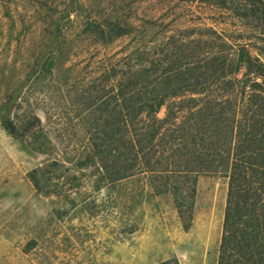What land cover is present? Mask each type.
Masks as SVG:
<instances>
[{
	"label": "rangeland",
	"instance_id": "1",
	"mask_svg": "<svg viewBox=\"0 0 264 264\" xmlns=\"http://www.w3.org/2000/svg\"><path fill=\"white\" fill-rule=\"evenodd\" d=\"M181 56L263 76L264 0H0V264H218L228 178L199 176L186 230L171 192L101 155L132 72ZM36 118L25 141L3 127Z\"/></svg>",
	"mask_w": 264,
	"mask_h": 264
},
{
	"label": "trees",
	"instance_id": "2",
	"mask_svg": "<svg viewBox=\"0 0 264 264\" xmlns=\"http://www.w3.org/2000/svg\"><path fill=\"white\" fill-rule=\"evenodd\" d=\"M111 26L113 37L126 33L118 23ZM184 58L139 66L126 88L119 90L103 141L109 147L101 151L103 160L113 162L108 176L118 182L136 171L148 174L153 190L174 195L186 230L193 221L199 176H225L229 187L218 264H264V74L257 72L261 66L251 62L245 80H227L226 66L215 61L185 63ZM187 93L205 97L177 102ZM165 106L168 114L160 119ZM3 127L15 140L25 141L41 127V120L20 127L7 119ZM172 263L179 264H161Z\"/></svg>",
	"mask_w": 264,
	"mask_h": 264
}]
</instances>
